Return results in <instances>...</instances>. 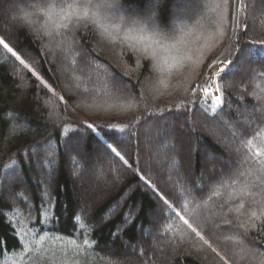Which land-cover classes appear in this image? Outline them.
I'll return each instance as SVG.
<instances>
[{
	"label": "trees",
	"instance_id": "16d2710c",
	"mask_svg": "<svg viewBox=\"0 0 264 264\" xmlns=\"http://www.w3.org/2000/svg\"><path fill=\"white\" fill-rule=\"evenodd\" d=\"M119 3L138 15L150 8L149 0ZM244 3L238 24L246 31L231 29L234 0H166L157 12L163 27L184 30L195 82L212 59H226L231 42L264 40V0ZM42 11L39 0H0V39L28 65L0 45V264H264V170L242 147L248 139L264 147V65L241 62L218 79L223 103L212 108L203 94L191 95L192 85L163 91L155 61L109 43L91 23L62 46L64 33L49 35L55 25ZM97 19L106 23L103 10ZM76 83L99 91L83 95ZM91 99L130 106L131 114L85 121L75 110ZM241 200L239 215L228 211ZM47 201L58 218L50 222L39 211ZM172 208L190 222L196 213L219 256Z\"/></svg>",
	"mask_w": 264,
	"mask_h": 264
},
{
	"label": "snow or ice",
	"instance_id": "6c2138e0",
	"mask_svg": "<svg viewBox=\"0 0 264 264\" xmlns=\"http://www.w3.org/2000/svg\"><path fill=\"white\" fill-rule=\"evenodd\" d=\"M43 11L41 15L46 17L51 21L55 27L49 35H61L64 36L61 39V45L63 46V40L67 38L68 33H72L74 29H79L82 23H91L97 30V33L101 35L102 38L107 39L109 43L112 44H122L124 47L134 54H140L145 59H150L153 61H159L162 55L174 54L173 58L177 62H181L178 58L182 54L185 48V32L183 29L179 30L177 34V26L173 25L171 28L163 27L161 23L157 21V12L162 8V5L166 0H149L150 8L149 11L138 15L134 10H130L119 3V0H39ZM225 4L229 3V0H223ZM236 11L233 15V20H236L237 15L242 14L247 8L244 0H235ZM101 10H103V19L106 23L100 22L97 19L101 15ZM125 13H130L125 15ZM55 18V19H53ZM26 19V18H25ZM178 19H184V17H178ZM188 19H193V17H188ZM58 21V22H57ZM238 23V22H237ZM107 24V26H106ZM238 28L241 31H246V25H239ZM135 30H138V34H133ZM233 32L237 31V27L232 29ZM223 35V32H220ZM76 41L69 40L68 51H72ZM0 45H3L13 56L19 60L20 64L24 68H28V65L23 59H21L12 48L0 39ZM75 55L79 56L78 52ZM245 63H258L264 65V40H250L243 47L239 46V41H233L230 43L229 52L227 53L226 59H217L214 63L210 64L209 69H214L211 74L202 78L201 82L198 83L195 88L191 90V95H195L197 92L203 94L204 96H209L215 93H221L220 84L217 82L218 79H224L228 73L232 71L237 64ZM71 64L75 66L76 61L72 60ZM219 65V67H217ZM35 75V73H33ZM87 79L91 81L92 78L75 76L77 81L81 79ZM39 79V77H37ZM105 87L108 86V81L102 82ZM76 88H78L83 95H91L93 92H98L99 90L95 87V84L91 88L88 86H82L80 83H76ZM210 90H212L210 92ZM63 99V97H60ZM215 99L220 103H223L222 95H215ZM109 127V126H105ZM87 128L95 132V125L87 124ZM100 135V133H96ZM242 147L245 148L249 155L245 156V160L252 159L260 165L261 170H264V147H259L253 143L252 139H248ZM111 151L119 157L125 165L127 161L121 156L115 148H111ZM143 179V177H141ZM146 183H149L146 181ZM158 197L163 201L164 204H168V200L164 199L162 195L157 193ZM171 195V193H169ZM242 196H252L253 193L250 191H242ZM45 194H42L41 199L44 200ZM254 203H259L258 201H253ZM29 207L32 211L36 209L31 205ZM54 205L52 201H47L46 204L42 203L39 206V211L42 216L46 213L49 214L45 222H50L52 219H58L57 217L51 216L52 209ZM182 209L187 212L188 209L185 205H181ZM196 208H200L201 205H195ZM223 208V206H221ZM245 208V203L243 200L239 202L236 206H230L228 211L235 212L237 215L241 213V210ZM2 214V213H0ZM31 216V212L29 213ZM172 215L177 217L186 226L191 233L195 234L205 245L211 248V244L205 240L204 236L201 234L199 229V223L196 221V213L193 212L192 220L186 219L184 215L180 212H176L172 208ZM227 215V213L225 214ZM250 218H257V213L252 211L250 213ZM166 219H171V216L166 217ZM80 217L74 215L73 224L74 228L81 227L77 221ZM225 223H231V221L225 220ZM9 226H11L9 222ZM244 228L245 225L241 224ZM171 225L165 229L168 231ZM15 231V230H14ZM47 231V230H46ZM43 239V237H41ZM87 244L88 241H83ZM6 249V245L0 241V255H3ZM213 252H216L215 248H211ZM219 256V253H216ZM224 260V257H220ZM224 264L227 261L224 260Z\"/></svg>",
	"mask_w": 264,
	"mask_h": 264
},
{
	"label": "rangeland",
	"instance_id": "374dc122",
	"mask_svg": "<svg viewBox=\"0 0 264 264\" xmlns=\"http://www.w3.org/2000/svg\"><path fill=\"white\" fill-rule=\"evenodd\" d=\"M187 3V0H185ZM191 2V1H190ZM235 2V0H234ZM189 4V3H188ZM234 14L236 11V4H234ZM244 13V12H243ZM242 13V14H243ZM232 14V16L234 15ZM239 15H237L236 20H233V25L231 26V29L236 27L237 22H239ZM233 19V18H232ZM175 26H177V30H179V24L177 22H174ZM133 34H138V30H135ZM187 41V40H186ZM187 46H190V44H187L185 42V48L178 58L181 62H177L174 58V54H168V55H162V58L159 61H155L159 66V72L163 75V91L174 94L176 92H182L184 90L190 89L192 85V89L195 88V86L199 82H195L194 79V73H195V59L191 57V52L188 51ZM202 50L206 53L207 50L205 46H203ZM201 50V53H202ZM218 58V56L214 59H212L208 64L206 65L203 78L211 74L212 71H215L214 69H209V65L214 63ZM219 67V65H217ZM192 68L195 69L192 72ZM180 69L179 73L181 74V79L177 80V82L174 80L173 75L176 73V71ZM192 72V75H191ZM191 76V78H190ZM186 77H188V80L186 81ZM74 79V77L72 78ZM194 80V81H192ZM195 82V83H194ZM218 82V81H217ZM219 83V82H218ZM44 86L48 87L52 92L54 89L43 80ZM221 87V86H220ZM212 90H210L211 92ZM222 95L221 93H215L209 96H204L206 101L209 103V106L212 108H216L220 105V102L215 99V95ZM77 101V99H76ZM79 106L75 110V114L82 118L85 121L90 122V120L98 119L99 117H104L105 119H112V118H123L129 116L131 113V107L126 105H111L109 103L103 102L101 100L97 99H91V100H81L79 101ZM160 150L159 147L154 146V152L158 153ZM211 247L216 249L217 253H220L219 250L212 244Z\"/></svg>",
	"mask_w": 264,
	"mask_h": 264
}]
</instances>
